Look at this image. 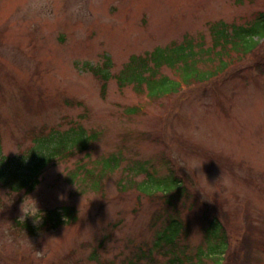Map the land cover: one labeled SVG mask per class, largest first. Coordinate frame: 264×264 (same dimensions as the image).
Wrapping results in <instances>:
<instances>
[{"label": "rangeland", "instance_id": "rangeland-1", "mask_svg": "<svg viewBox=\"0 0 264 264\" xmlns=\"http://www.w3.org/2000/svg\"><path fill=\"white\" fill-rule=\"evenodd\" d=\"M258 13L264 0H0L3 165L45 151L44 137L58 147L75 137L30 194L0 186V264H126L171 222L192 264H212L197 256L212 222L227 236L221 264H264V39L231 53L223 74L160 100L113 78L132 56L186 39L207 49L210 24L248 26ZM90 69L109 75L105 89ZM91 134L80 152L76 139ZM110 158L118 167L105 172ZM166 179L183 189L172 205L162 195L178 185ZM31 198L38 222L20 220ZM63 209L75 221L40 229Z\"/></svg>", "mask_w": 264, "mask_h": 264}, {"label": "trees", "instance_id": "trees-1", "mask_svg": "<svg viewBox=\"0 0 264 264\" xmlns=\"http://www.w3.org/2000/svg\"><path fill=\"white\" fill-rule=\"evenodd\" d=\"M241 3V0H237ZM209 35L211 46L203 48V44L196 43L193 40L186 39L180 44H171L165 48H157L144 56H132L123 68L113 76L117 86L122 89L131 86L138 93L146 92L150 100H160L172 95H177L184 89L204 84L223 74L232 64L231 53L237 56H247L257 48V41L254 39H264V14L258 13L252 25L237 26L216 22L209 25ZM163 69H168L173 73V77L162 74ZM90 72L99 80H102V88L105 89L106 83L110 80L109 75L103 74L95 69ZM107 73V71H106ZM132 114L135 110L130 111ZM95 134L89 138L81 135L76 139V143H81L80 152H84L91 145V141L96 140ZM75 137L71 139L64 138L62 147L54 143L53 137L42 138L39 143L45 151H40L36 156L28 154V160L20 159L11 161V165H3V158L0 154V186L8 188L9 192L19 193L25 191L30 194L38 184L37 177L48 164L56 157L66 146L73 147ZM38 141V140H37ZM83 143V144H82ZM57 154V155H56ZM56 155V156H55ZM118 167L115 158H110L104 162L103 170L114 171ZM101 178V177H100ZM173 182L178 185L175 190L164 193L162 198L171 204L181 193L182 188L172 179L163 180V182ZM143 184H138L137 189H141ZM153 196V195H151ZM160 217V216H159ZM69 221H75V212L69 209H63L61 212H51L44 218L43 226L54 230L59 226L69 225ZM158 221V219H157ZM18 224L21 230L34 235V229L27 224ZM156 222H154V225ZM181 223L171 222L163 235L153 244L152 248L140 250L131 253L126 264H159L158 257L167 259L166 264H192L191 259L185 257L183 249H179L178 239L181 238ZM207 250L204 255L199 253L202 258L211 260L212 264H221L222 259L228 252L227 236L223 227L219 223L212 222L206 230ZM179 255H182L180 258ZM234 259H238L235 257ZM243 263H247L244 260Z\"/></svg>", "mask_w": 264, "mask_h": 264}, {"label": "clouds", "instance_id": "clouds-1", "mask_svg": "<svg viewBox=\"0 0 264 264\" xmlns=\"http://www.w3.org/2000/svg\"><path fill=\"white\" fill-rule=\"evenodd\" d=\"M60 199H63V197H60ZM31 202H34V206H33V204ZM31 202L25 203L23 201V204H24V206L22 208L23 216L21 217L20 220L24 221V219L26 217L32 216V217H35V221L38 222L41 219V217H42V215H40L39 218H38V214H40L41 212H40L36 202L32 198H31Z\"/></svg>", "mask_w": 264, "mask_h": 264}]
</instances>
